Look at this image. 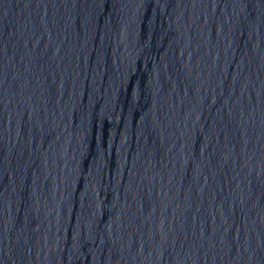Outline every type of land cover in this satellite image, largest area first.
<instances>
[{
  "label": "water",
  "instance_id": "1",
  "mask_svg": "<svg viewBox=\"0 0 264 264\" xmlns=\"http://www.w3.org/2000/svg\"><path fill=\"white\" fill-rule=\"evenodd\" d=\"M0 264H264V0H0Z\"/></svg>",
  "mask_w": 264,
  "mask_h": 264
}]
</instances>
